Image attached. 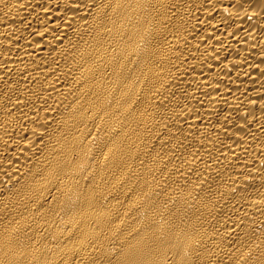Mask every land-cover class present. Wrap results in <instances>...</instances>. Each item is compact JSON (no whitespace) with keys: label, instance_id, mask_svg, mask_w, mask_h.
I'll return each instance as SVG.
<instances>
[{"label":"bare ground","instance_id":"1","mask_svg":"<svg viewBox=\"0 0 264 264\" xmlns=\"http://www.w3.org/2000/svg\"><path fill=\"white\" fill-rule=\"evenodd\" d=\"M0 264H264V0H0Z\"/></svg>","mask_w":264,"mask_h":264}]
</instances>
